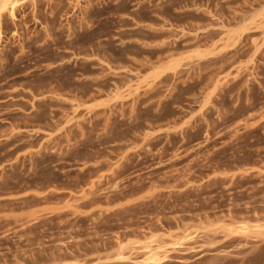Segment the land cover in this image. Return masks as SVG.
<instances>
[{
	"label": "rangeland",
	"instance_id": "rangeland-1",
	"mask_svg": "<svg viewBox=\"0 0 264 264\" xmlns=\"http://www.w3.org/2000/svg\"><path fill=\"white\" fill-rule=\"evenodd\" d=\"M0 264H264V0H0Z\"/></svg>",
	"mask_w": 264,
	"mask_h": 264
},
{
	"label": "bare ground",
	"instance_id": "bare-ground-1",
	"mask_svg": "<svg viewBox=\"0 0 264 264\" xmlns=\"http://www.w3.org/2000/svg\"><path fill=\"white\" fill-rule=\"evenodd\" d=\"M13 4V3H12ZM5 7V6H4Z\"/></svg>",
	"mask_w": 264,
	"mask_h": 264
}]
</instances>
